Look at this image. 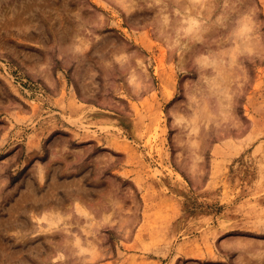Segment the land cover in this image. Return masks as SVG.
I'll return each mask as SVG.
<instances>
[{
  "label": "rangeland",
  "instance_id": "rangeland-1",
  "mask_svg": "<svg viewBox=\"0 0 264 264\" xmlns=\"http://www.w3.org/2000/svg\"><path fill=\"white\" fill-rule=\"evenodd\" d=\"M0 264H264V0H0Z\"/></svg>",
  "mask_w": 264,
  "mask_h": 264
}]
</instances>
